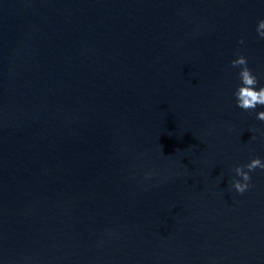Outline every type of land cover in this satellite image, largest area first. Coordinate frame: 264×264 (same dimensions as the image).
<instances>
[{"label":"water","instance_id":"95a60500","mask_svg":"<svg viewBox=\"0 0 264 264\" xmlns=\"http://www.w3.org/2000/svg\"><path fill=\"white\" fill-rule=\"evenodd\" d=\"M261 20L264 0H0V264H264V171L232 187L264 162L231 67L264 86Z\"/></svg>","mask_w":264,"mask_h":264},{"label":"clouds","instance_id":"9594fccd","mask_svg":"<svg viewBox=\"0 0 264 264\" xmlns=\"http://www.w3.org/2000/svg\"><path fill=\"white\" fill-rule=\"evenodd\" d=\"M257 32L259 37L264 39V20L259 21ZM240 43L243 44L244 41L241 40ZM231 67L240 69L239 78L241 84L235 92L237 107L244 111H254L258 106L264 107V86H259L258 77L248 66L247 57L238 55V58L231 62ZM258 86L259 90H257ZM256 118L264 121V111L258 112ZM256 169L264 171V162L258 157L251 159L250 163L234 169L236 176L240 179H233L232 187L239 195H243L252 186L250 173ZM147 178H150V176Z\"/></svg>","mask_w":264,"mask_h":264}]
</instances>
